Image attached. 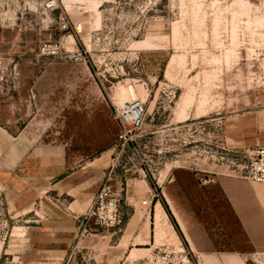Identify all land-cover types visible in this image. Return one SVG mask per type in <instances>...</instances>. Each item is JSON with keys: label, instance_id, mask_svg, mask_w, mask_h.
Here are the masks:
<instances>
[{"label": "rangeland", "instance_id": "obj_1", "mask_svg": "<svg viewBox=\"0 0 264 264\" xmlns=\"http://www.w3.org/2000/svg\"><path fill=\"white\" fill-rule=\"evenodd\" d=\"M51 1L0 0V119L66 145L69 171L102 156L106 170L115 164L125 188L140 195L144 171L161 195L183 170L203 189L190 202L220 247L230 246L228 228L216 218L221 197L209 188L214 182L200 178L237 176L249 151L264 143V0ZM62 19L83 27L64 30ZM136 99L144 103V119L121 150L113 105ZM103 181L88 183L85 192L94 197ZM15 186L0 178V264H46L49 236L34 235L38 245L20 232L15 246L2 198L17 196ZM173 187L172 194L180 193ZM61 192L50 196L67 197ZM127 228L142 231V221L126 215L120 229L80 233L78 242L95 245L96 257L88 248L76 251L74 264H118ZM135 248L132 264H147L157 248L170 264L186 258L194 264L165 240Z\"/></svg>", "mask_w": 264, "mask_h": 264}, {"label": "crops", "instance_id": "obj_2", "mask_svg": "<svg viewBox=\"0 0 264 264\" xmlns=\"http://www.w3.org/2000/svg\"><path fill=\"white\" fill-rule=\"evenodd\" d=\"M1 99L0 89V102ZM31 130L28 127L19 128L16 119H0V178L15 181L14 189L18 192L14 197H2L7 204L12 234H15V246L19 245L16 236L20 232L31 234L30 238L38 245L40 240H34L33 236L41 234L49 236L45 249L47 258L52 261L48 260L46 264H74L73 252L81 253L87 248L96 257L97 247L90 243L82 245L78 237L83 233L84 215L93 201V197H90L92 192H85V188L88 183L92 187L98 186L108 171L103 157H95L80 168L69 171V148L64 144H53L48 139L40 141ZM176 175L178 178L173 174L161 195L160 187L143 177L139 181L146 187L145 194L126 189V215L131 221H142V231L127 228L119 238L117 247H123V241L127 243L118 264H132L129 258L137 244L149 245L161 240L187 251L194 264H250L252 260H264V184L240 176L221 175L213 178L214 184L209 188L221 197V203L215 207L216 213L221 210V214H217L216 218H222L223 225L228 228L225 236L230 246L222 249L206 226L209 223L201 218L199 206H194L189 200L190 197H202L203 189L197 187L194 177H189L183 170H177ZM78 177L81 180L76 183ZM131 181L134 182L133 179ZM174 184L180 189L176 195L171 192ZM60 188L61 194L67 197L50 196L51 190ZM91 189L95 191V188ZM150 192L157 196L149 197ZM144 199H148V204H142ZM167 206L183 238L176 230ZM231 221L233 227L228 225ZM138 239L143 242H137ZM4 248L5 245L2 250ZM15 257L20 256L15 254ZM88 264L100 263L91 260Z\"/></svg>", "mask_w": 264, "mask_h": 264}, {"label": "built area", "instance_id": "obj_3", "mask_svg": "<svg viewBox=\"0 0 264 264\" xmlns=\"http://www.w3.org/2000/svg\"><path fill=\"white\" fill-rule=\"evenodd\" d=\"M51 2H55V0ZM60 26L64 30L74 28L79 31L82 29L83 23L77 22L72 25L68 20L62 19ZM144 109V103L139 99L127 101L120 105H113L114 119L119 128L117 146H120L121 150H124L126 145L131 144L133 131L143 122ZM140 166L144 170V164L141 163ZM116 168L115 164L108 168L103 183L96 191L92 205L84 215L83 233L99 229H120L122 227L127 214L124 198L126 188L122 178H117L120 174H118ZM237 168V176L264 183V143L258 144L251 149L249 151V162L241 166L238 165ZM142 176L147 178L145 171ZM200 179L202 184L214 182V179L208 176ZM156 196L154 192H150L149 197L154 198ZM142 204H148V199H144ZM156 250L150 253L147 264H168L169 261L163 254L165 251L162 248H157Z\"/></svg>", "mask_w": 264, "mask_h": 264}, {"label": "trees", "instance_id": "obj_4", "mask_svg": "<svg viewBox=\"0 0 264 264\" xmlns=\"http://www.w3.org/2000/svg\"><path fill=\"white\" fill-rule=\"evenodd\" d=\"M117 131H119V130L117 129ZM167 211H168V214L171 216V219H172V221H173V223H174V225H175L176 230L178 231V233L180 234V236L183 238L184 235H183V233H182V231H181V229H180V227H179L177 221H176L175 218L173 217V215H172V213H171V211H170V209H169L168 206H167Z\"/></svg>", "mask_w": 264, "mask_h": 264}, {"label": "bare ground", "instance_id": "obj_5", "mask_svg": "<svg viewBox=\"0 0 264 264\" xmlns=\"http://www.w3.org/2000/svg\"><path fill=\"white\" fill-rule=\"evenodd\" d=\"M66 3L68 2V0H64ZM98 2V1H97ZM101 2V1H100ZM99 5H100V3H99ZM98 7V6H97ZM94 8V7H93ZM95 9H97V8H95ZM94 11V10H93ZM97 13V12H96ZM97 19V18H96ZM93 232H95V231H93ZM185 264H193V263H191V261L189 260V259H187L186 258V262H185Z\"/></svg>", "mask_w": 264, "mask_h": 264}]
</instances>
